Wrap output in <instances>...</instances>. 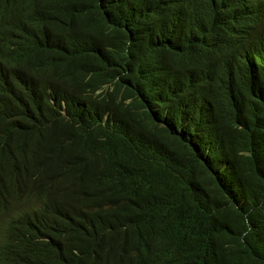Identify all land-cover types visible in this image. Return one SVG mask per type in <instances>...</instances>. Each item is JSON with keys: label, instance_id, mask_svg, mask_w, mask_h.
<instances>
[{"label": "trees", "instance_id": "trees-1", "mask_svg": "<svg viewBox=\"0 0 264 264\" xmlns=\"http://www.w3.org/2000/svg\"><path fill=\"white\" fill-rule=\"evenodd\" d=\"M241 11L0 0V148L34 166L0 169V264L32 260L39 226L74 264H264V59Z\"/></svg>", "mask_w": 264, "mask_h": 264}, {"label": "clouds", "instance_id": "clouds-1", "mask_svg": "<svg viewBox=\"0 0 264 264\" xmlns=\"http://www.w3.org/2000/svg\"><path fill=\"white\" fill-rule=\"evenodd\" d=\"M228 7H236L243 9L240 12V17L248 13V21L246 22L248 32L252 35L253 42L258 46V53L264 59V0H221ZM144 84V83H143ZM264 85V84H263ZM144 86V85H143ZM8 131V130H7ZM9 159H12L10 164ZM0 163L2 172L8 173L9 176L19 175L17 167L27 166L30 175L33 170V158L31 153L19 151L13 144H6L0 148ZM4 170V171H3ZM25 172V171H23ZM7 175V174H6ZM4 201L0 193V208L4 207ZM49 222L56 223V217L45 218L41 223ZM4 217L0 215V252H3L2 238L5 232ZM27 241L32 250V260H27L20 256V259L25 264H74L80 257L78 249H65L62 246L61 240L57 233L53 235L45 234L39 226L36 234H31L27 237Z\"/></svg>", "mask_w": 264, "mask_h": 264}, {"label": "bare ground", "instance_id": "bare-ground-1", "mask_svg": "<svg viewBox=\"0 0 264 264\" xmlns=\"http://www.w3.org/2000/svg\"><path fill=\"white\" fill-rule=\"evenodd\" d=\"M210 40V39H209ZM197 62V61H196Z\"/></svg>", "mask_w": 264, "mask_h": 264}]
</instances>
